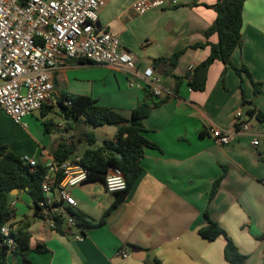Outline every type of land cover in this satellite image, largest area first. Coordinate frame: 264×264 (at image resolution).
Segmentation results:
<instances>
[{
	"label": "crops",
	"instance_id": "1",
	"mask_svg": "<svg viewBox=\"0 0 264 264\" xmlns=\"http://www.w3.org/2000/svg\"><path fill=\"white\" fill-rule=\"evenodd\" d=\"M135 1L104 0L99 25L120 38L134 54L139 70L154 68L161 94L149 90L153 100H165L143 122L144 136L154 147L145 149L143 171L127 197L101 227L82 231L80 241L74 239L80 233L77 229L71 233L50 229L37 216L33 199L18 191L11 200L12 223L17 229L28 226L32 250L39 245L46 248L43 253L31 252L27 260L29 264H230L224 237L208 241L199 234L207 224L208 211L210 219L248 257L243 264H264V121L245 116L240 89L242 85L246 100L264 114V0L245 2L242 45L231 56V65L215 61L210 66L203 91L192 90L185 76L211 51L210 45L194 46L218 43L217 34L204 36L217 17L213 8L217 0H177V5L143 15L132 10ZM181 50L185 52L172 68L170 59ZM154 60H160L157 66ZM242 66L262 84L258 95L245 74L242 82L237 75L234 68ZM172 75L184 78L178 87ZM52 77L49 103L54 107L70 102L71 97L86 96L130 118L144 100L145 87L131 86L125 72L107 66L66 60ZM237 113L250 123V129L229 145L217 144L211 131L230 129ZM18 125L29 132L26 125ZM109 131L103 133L105 140H113L117 132L110 135ZM29 138L32 141L19 142L8 137L0 145L41 165L54 159L52 147L47 150L34 136ZM254 140L258 145L252 144ZM223 168L227 172L209 201ZM72 194L75 212L90 221H99L115 200L101 182H86ZM119 250H126L128 257L118 255ZM6 263L28 264L13 254H8Z\"/></svg>",
	"mask_w": 264,
	"mask_h": 264
},
{
	"label": "built area",
	"instance_id": "2",
	"mask_svg": "<svg viewBox=\"0 0 264 264\" xmlns=\"http://www.w3.org/2000/svg\"><path fill=\"white\" fill-rule=\"evenodd\" d=\"M104 4V0H0V108L17 124L51 101L53 73L66 60H85L125 72L131 86L148 87L154 95L161 94L154 68L139 70L134 54L120 38L100 27L99 11ZM177 4V0H136L131 8L143 15ZM193 69L189 67L188 73ZM250 127L237 113L230 129L211 132L217 144L226 146ZM252 144L258 145V141ZM22 160L33 167L39 164L28 156ZM44 167L43 198L36 204L37 216L54 231L71 233L77 229L80 233L74 239L82 240V229L72 213L77 206L72 190L89 179L82 157L75 155L61 162L50 159ZM104 186L110 194L126 190L122 171L109 167ZM16 229L9 223L1 230L8 254L15 249ZM117 254L128 257L126 250Z\"/></svg>",
	"mask_w": 264,
	"mask_h": 264
},
{
	"label": "trees",
	"instance_id": "3",
	"mask_svg": "<svg viewBox=\"0 0 264 264\" xmlns=\"http://www.w3.org/2000/svg\"><path fill=\"white\" fill-rule=\"evenodd\" d=\"M247 0H217L213 6L217 13V17L209 30L204 32V36L208 39L210 36L217 34L218 43L209 44L201 43L195 45L194 48L211 46L208 58L200 65L187 73L185 79L192 90L203 91L207 82V73L210 66L215 61H221L225 65H231V56L234 51L242 45L243 30V8ZM185 52L181 50L171 57V65L174 68ZM82 63H90L85 60H78ZM160 60H154L153 65L157 66ZM91 64V63H90ZM237 75L241 78L245 74L251 81L254 95H258L262 91V84L255 82L246 66L234 68ZM173 76V75H172ZM176 80V87L184 78L173 76ZM243 107L247 109L246 116L249 119L257 117L260 121H264V114L251 106V102L246 100L242 85H240ZM151 91L148 87L144 88V100L137 105L132 111L131 117L126 118L119 111L112 108L101 106L91 97L76 96L69 98L72 103L70 106L59 102L57 105L61 108L62 113L71 121L68 126L72 127V123H79L82 120L87 126L92 128H103L113 125L117 127V132L113 136V140H104V145L100 148H89L82 156V165L89 171V179L87 182H101L104 184L105 175L111 166L119 168L127 182V188L124 191L113 193L115 200L111 207L104 213L99 221L87 220L82 214L72 212L78 226L84 230L101 227L105 223V218L115 209L128 195L135 181L141 175L143 168L141 161L145 153V149L154 147L144 136L145 127L144 120L150 115L152 110L162 105L165 100L155 101L152 98ZM49 105H44L40 110L43 115L49 112ZM53 123L45 122L47 131L51 130ZM72 129V128H71ZM86 142L88 146L93 147L97 142V136L94 131L83 132L76 141L69 145L60 143L53 152V158L57 162L69 159L77 150V143ZM227 169L223 168L222 175L214 182L210 192L209 201H212L218 192L219 186ZM46 174L44 165L30 166L25 164L22 157L12 152L7 145H0V264H7L8 247L4 243L2 235V227L12 223L15 218V211L12 203L9 205L8 198L14 190L24 191L37 204L43 198L41 185ZM207 224L199 230V234L208 241H214L219 237L227 240L225 246V258L230 264H243L248 257L242 255L231 238L228 237L225 230L218 223L212 221L208 211L205 212ZM57 233H62L58 231ZM15 240V249L12 254L20 255L29 264L27 256L35 251L43 253L46 248L38 246L32 250L30 246L31 235L28 232V226H21L13 233ZM264 241V234L261 237Z\"/></svg>",
	"mask_w": 264,
	"mask_h": 264
},
{
	"label": "rangeland",
	"instance_id": "4",
	"mask_svg": "<svg viewBox=\"0 0 264 264\" xmlns=\"http://www.w3.org/2000/svg\"><path fill=\"white\" fill-rule=\"evenodd\" d=\"M48 105L51 107H49V112L47 114L43 115L41 110H37L22 120L21 124L26 125L29 128V132H26L0 108V141H3L8 137H13V139H16L19 142L24 140L29 142L32 141L29 138L32 135L37 141H39L40 145L46 147L47 150L52 147L51 153L53 154L54 150L60 143H66L69 145L71 142L76 141L78 136L83 132L94 131L97 136L96 144L93 147H90L86 142L77 143V150L72 156L78 155L82 157L87 149L100 148L104 145L105 135L103 133L107 132L108 127L95 129L87 126L82 120H80L79 123H72V127H66L67 129L72 128L71 130H66L64 129V126H68L71 121L64 113H62L59 106L54 107L55 104L51 103H48ZM45 122L53 123L51 130L47 131ZM108 133L112 135L114 134V130H111ZM26 156L31 157L29 155Z\"/></svg>",
	"mask_w": 264,
	"mask_h": 264
},
{
	"label": "water",
	"instance_id": "5",
	"mask_svg": "<svg viewBox=\"0 0 264 264\" xmlns=\"http://www.w3.org/2000/svg\"><path fill=\"white\" fill-rule=\"evenodd\" d=\"M160 67H163V65H160ZM110 129H114L115 132L117 131V127H115V126H113V125L108 126V131H109ZM17 194H18V190H14V191L11 193V195H10L9 198H8V203H9V205L11 204L12 197H13V196H16Z\"/></svg>",
	"mask_w": 264,
	"mask_h": 264
}]
</instances>
